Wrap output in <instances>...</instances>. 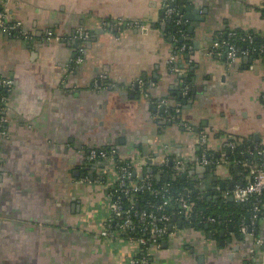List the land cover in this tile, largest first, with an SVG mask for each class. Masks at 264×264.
I'll return each mask as SVG.
<instances>
[{
	"label": "crops",
	"instance_id": "crops-1",
	"mask_svg": "<svg viewBox=\"0 0 264 264\" xmlns=\"http://www.w3.org/2000/svg\"><path fill=\"white\" fill-rule=\"evenodd\" d=\"M176 1V10H197L203 19L192 34L195 20L183 18L189 41L178 63L190 73L186 94L169 69L180 55L166 31L172 17L164 0L2 3L21 26L0 31V78L10 81L0 140V264H125L136 246L100 233L105 168L85 159L92 148L142 156L157 170L164 158H180L184 184L200 189L190 195L225 212L209 228L172 221L161 246L150 245V264H264V209L257 217L238 213L237 229L227 209L234 185L250 180L248 168L202 164L199 141L207 133L218 157L235 156L227 142L244 157L264 144L261 56L209 53L227 32L264 33V0ZM80 31L89 36L76 64ZM170 106L171 118L163 115Z\"/></svg>",
	"mask_w": 264,
	"mask_h": 264
},
{
	"label": "built area",
	"instance_id": "built-area-1",
	"mask_svg": "<svg viewBox=\"0 0 264 264\" xmlns=\"http://www.w3.org/2000/svg\"><path fill=\"white\" fill-rule=\"evenodd\" d=\"M6 0H0V31L14 34L20 32V21H11L7 19L6 13L2 10L1 6ZM166 5V13L169 17L175 19L177 24H183V18L178 15L177 10L174 7L169 6L171 0H164ZM89 34L84 31L79 32V41L81 45L78 47L74 62L79 64L83 61V54L85 52L84 43ZM235 34L233 32H227V37H219L213 42L212 49L209 51L211 54L217 56L223 55L228 60H234L238 56L253 54L255 52H262V48L251 47L241 49L240 45L232 40ZM247 39H251L252 35L247 34ZM251 41V40H248ZM183 46L179 50H183ZM225 49V51H223ZM177 57L173 55L170 57L168 64L169 69L178 75H184V69L179 65H176ZM180 87L183 94H186L189 88V84L180 79ZM96 86L98 83H95ZM10 81L4 78H0V90L1 92V105H0V140L6 136L5 126L7 123L6 108L4 102L6 100V90L9 89ZM199 141L201 144L200 162L208 165H225L228 168L233 164H240L248 168L251 174L249 181L244 182L243 185L236 184L233 189V197L238 202H250V214L253 217H257L259 213L264 209V169L261 166H256L249 162L247 159H241L231 155L230 157H214V153L209 150L208 147V135L207 133H200ZM227 147L230 150H234L235 143L227 142ZM249 155L264 156V144L256 146L251 149ZM148 158V157H147ZM85 159L90 163L102 164L105 168L103 179L99 181L102 189V195L107 203L108 214L106 218L100 223V233L105 239L110 241L126 240L133 243L136 248L125 260V264H148V257L151 255L152 247L149 246L146 249V253L139 256V248L141 244L147 243L151 240V245L159 248L164 237L168 234L170 221V214L166 212V209L170 205H176L179 210L176 212L180 215H184L187 221H190L193 217V202L184 195L173 197L171 195V187L169 184H164L160 189L154 190L152 188L151 179L152 174L146 171L149 168V159H145L142 156L132 158H122L117 154L115 150L111 149H96L92 148L88 150ZM162 166L159 168V172H173L174 174H182L186 171L185 162L177 157H166L163 159ZM140 173V181L126 186L131 181V174ZM145 189H150L154 193L160 195L161 202L155 205L151 202H146L147 208H140L134 211V207L137 204V200L130 198L129 205L126 207L122 205L121 196H130L131 193L142 192ZM159 212L157 215L156 212ZM182 213V214H181ZM207 223H214L216 218L208 215H202ZM243 229H245L243 227ZM261 239L257 240L260 244Z\"/></svg>",
	"mask_w": 264,
	"mask_h": 264
},
{
	"label": "trees",
	"instance_id": "trees-1",
	"mask_svg": "<svg viewBox=\"0 0 264 264\" xmlns=\"http://www.w3.org/2000/svg\"><path fill=\"white\" fill-rule=\"evenodd\" d=\"M262 12L264 13V8H263ZM171 19H172V21L170 22V25L168 26L166 31L171 33V36H173L172 43H173V45L176 46L174 48L175 54L180 55L177 62L174 63L176 66V65H179L178 62H181L180 59H183V55H184L183 53L185 50V49H183L182 51H180L179 48L181 46H183V47L186 46V43L189 40H187V38H186L187 37V31H186L185 26L183 24H177L175 22L174 18H171ZM233 33L235 34V36L233 37L232 40H235L240 45L241 49H246V48H251V47L262 48V52H260V53L255 52V53H253V55H255V56L257 55L259 57L261 56V60H263V62H264V33L257 34V33H253V32H245V31H236V32L233 31ZM247 34H251L252 38L247 39L246 38ZM221 37L226 38L227 33ZM248 40H251V41H248ZM176 75H178V74H176ZM179 79H183L189 84L191 81L190 73L188 72V74L186 76L183 75ZM1 92H2V90H0V94H1ZM178 96L179 97L177 98L176 102L179 104H182V102H181L182 98L180 97L179 94H178ZM1 103H2V101H1ZM175 113H176L175 112V106H170V108L166 109L163 112V115L165 114L166 116L171 118V117L175 116ZM173 120H177V119H173ZM234 152H235L234 153L235 156H238V157L241 156L240 158H246L252 164H254L256 166H261L264 169V156H256L254 159H253L252 155H248V157H246V156L244 157V155L240 154V152H241L240 145H236ZM214 157H218V155L214 153ZM148 169L149 168H146L147 172H149ZM151 169H152V172H149V173L152 174L151 184H152V188L154 190L160 189L161 186H163L164 184H169L171 187V195L174 198L178 197L179 195H184L189 199L190 202L194 203L193 209H192V212L194 214H193V217L191 218L190 221H187L185 216L182 213H181L182 215L176 213L179 210V207L177 208L176 205L168 206L166 209V212H168L170 214V221L171 222L174 221L173 218L175 217V220L178 219V221H180L181 225H183V226L193 225V226H199L200 227V226L204 225L205 223H207L205 221V218H202V215H204V216L211 215V216L215 217L216 218L215 222L224 218L225 212L222 210V208L217 207V206L211 207V206L204 204V203L202 204L194 196H192L189 193H186L184 191L186 188V185L184 184L185 180L181 178V174H174L173 172H168L170 174V176L175 175L176 179H173L172 177H170L169 179L166 180L163 177H161L158 180L156 178V174L159 172V170H157L156 168L155 169L151 168ZM140 177H141L140 173H138V174L132 173L131 178H130L131 181L126 186H129V185H132L133 183L139 182ZM130 198L137 200V204L135 205V207L133 209L134 211H137L140 208L146 209L147 208L146 202H148V201L151 203H154L155 205H158L161 202L160 195L154 193L150 189H145L140 193L139 192L131 193L130 196H126V197L121 196L120 201H121L122 205L125 207L127 205H129ZM227 204H228L227 209L231 210L232 213L233 212L236 213V215H235L236 219L233 220V225H234V228L237 229L238 225H239V220L237 218L238 217L240 218V216L237 214L241 212V216H242V213L246 212L247 209L250 211V207H251L250 202H238V201L236 202L235 201V202H228ZM156 214L158 215L159 212L157 211ZM209 224H212V223H209ZM151 240H152V238H150L149 242L140 245L139 252H138L139 256H142L146 253V249L151 245ZM148 264H150V258L149 257H148Z\"/></svg>",
	"mask_w": 264,
	"mask_h": 264
},
{
	"label": "water",
	"instance_id": "water-1",
	"mask_svg": "<svg viewBox=\"0 0 264 264\" xmlns=\"http://www.w3.org/2000/svg\"><path fill=\"white\" fill-rule=\"evenodd\" d=\"M176 5H177V1H176V0L170 2V4H169V6H171V7H175ZM177 11H178V15L181 16V17L184 18V19H189V20H192V21L195 20V22L193 23V25H191V26L188 27V30L193 34V33H194V28L197 27V26L199 25V23L203 20V19H200L199 16H195V14L197 13V10H192V9L189 10L187 7H185V8H184V7H179V8L177 9ZM196 42H197V41H196ZM187 56H189V55H186V57H187ZM181 77H182L181 75H178V78H181ZM191 90L195 92V89H194V88H192ZM179 95H180V94H179ZM192 98H194V95H192ZM182 124H183V123H182ZM241 146H243V144H242ZM252 149H253V146H252ZM144 150L147 151L146 148H144ZM145 153H147V152H145ZM227 153H228V149H227ZM235 170L237 171V170H238V167H235ZM148 171H149V172H152V169L149 168ZM133 174H135V172H133ZM161 177H163V178L166 179V180L169 179L170 177H172L173 179H176V176H175V175L170 176L169 173H164V172H161V171H160V172H158V173L156 174V178L159 180ZM181 178L185 180V178H186V173H182V174H181ZM250 179H252V178H250ZM239 185H243V182H240ZM220 186H221V187L224 186L223 182L220 183ZM191 187H192V185H191ZM184 191H185L186 193H189V194H194V193L199 192L200 189H194V190H192V191L190 192L189 188L186 187ZM230 199H232V197H231ZM248 215H249V214H247V216H248ZM173 220H175V217L173 218ZM216 225H217L216 223H213V226H216ZM171 227H172V226H171V224H170V226H169V229H170V230H171ZM204 227H205V228H209V227H210V224H209V223H205V224H204Z\"/></svg>",
	"mask_w": 264,
	"mask_h": 264
}]
</instances>
